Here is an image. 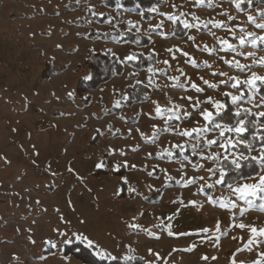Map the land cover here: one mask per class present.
I'll return each instance as SVG.
<instances>
[{"label": "rangeland", "instance_id": "1", "mask_svg": "<svg viewBox=\"0 0 264 264\" xmlns=\"http://www.w3.org/2000/svg\"><path fill=\"white\" fill-rule=\"evenodd\" d=\"M253 1L161 0L145 17L138 6L121 13L120 0H0V264H92L65 253L74 243L106 261L264 264V192L235 191L258 185L264 165L231 187L218 182L224 156L242 153L219 146L237 137H220L232 126L209 103L243 93L235 104L228 95L235 110L264 112V83H244L264 76V41L252 43L264 36V0ZM178 22L188 25L182 37ZM114 29L151 42L89 34ZM90 51L115 54L124 70L82 97ZM150 53L147 68L127 59ZM136 82L152 93L129 106L125 88Z\"/></svg>", "mask_w": 264, "mask_h": 264}, {"label": "trees", "instance_id": "2", "mask_svg": "<svg viewBox=\"0 0 264 264\" xmlns=\"http://www.w3.org/2000/svg\"><path fill=\"white\" fill-rule=\"evenodd\" d=\"M106 2L110 6H117V0H106ZM161 0H120V7L118 10L123 13L126 8H134L139 7L142 10V15L145 17H150L151 12L148 8L151 6L160 3ZM259 1H253V5H257ZM152 30V29H151ZM176 34L180 37L187 34V28H185L181 23H177V27L175 30ZM90 35H98L102 38H110L111 36L119 37V40L122 42H132L138 46H147L151 42V38L142 33V32H132L125 31L121 32L118 29H114L113 31L107 32H96L91 30ZM156 60V54L150 53L148 55L138 54L136 59L131 60L130 64L137 69L147 68L151 63ZM85 68L88 71V75L86 77H81L78 81L76 92L80 96H84L85 92L90 89H97L101 84L109 81L114 73L121 74L124 70L123 64L119 61V58L115 54H111L110 52H88L85 59ZM51 69V64H46V75L49 73ZM152 93L151 88L143 83L136 82L132 86H128L125 88V103L129 106H132L136 102H143L150 98ZM259 93L264 97V85L260 86ZM85 100H88L87 98ZM222 103L225 105V108L222 114L219 116V119L230 126H235L236 118L234 116L235 108L232 104L230 97L225 95ZM253 113V112H252ZM257 123L264 124V117H260L258 115H249L246 118V127L248 128V132L243 134V138L246 143H250L252 145L251 150L257 149L259 147L264 146V141H261L260 137L264 136V134L258 136L256 134L257 131ZM261 132L264 133V129H261ZM253 136L256 138L253 139ZM235 150L242 153L245 156L252 157L250 155L251 150L246 149L243 145L237 147ZM241 169L236 170L234 165L230 164V160L223 161V169L226 173L223 179L224 185H232L238 182L241 179L252 178L259 174L260 165L257 160H241ZM158 193L161 190L157 191ZM156 196V195H153ZM65 253H72L78 258H83L86 260H90L92 264H143L144 261L140 257H135L133 261H122L120 259H114L111 261H106L104 259L97 258L90 249L85 247L80 243H74L66 245Z\"/></svg>", "mask_w": 264, "mask_h": 264}, {"label": "snow or ice", "instance_id": "3", "mask_svg": "<svg viewBox=\"0 0 264 264\" xmlns=\"http://www.w3.org/2000/svg\"><path fill=\"white\" fill-rule=\"evenodd\" d=\"M249 21L255 22V18L252 16L248 17ZM185 27H188L187 24H185ZM256 27L259 29H264V23H257ZM249 36H254L253 33H248ZM260 40V41H264V36H260L257 38H254L252 43L255 44L256 41ZM224 43H227L226 41ZM240 43L244 44L245 40L243 39V37L240 39ZM229 47H231V45H229ZM127 59L129 60H134L136 59V57L133 56H129L127 57ZM262 64H264V58L261 59L260 61ZM241 68L244 67H248V66H243V65H238ZM231 79H235V78H231ZM257 81H260L261 83H264V76H260L257 73H252V76L244 81L245 84H247L250 89H255L257 87ZM205 83H208L207 81H205ZM241 82L239 80H236V83H234L232 85V87H237V85H239ZM195 87V85H193ZM213 87H215V85H212ZM197 91H202V89L197 88ZM226 95H230L231 96V100L232 102L235 104L237 101L241 100L243 98V93H241L240 96L237 95H231L230 93H226ZM209 103H212L216 112L219 113L221 110H223L225 108V105L223 103H221L220 101H213L211 100V98L209 99ZM160 109L157 108V112H159ZM204 119L206 121H211L212 117H213V113L211 111H207L205 110L202 113ZM249 115H258L260 117H264V112H260V113H252L251 109L248 108H240L239 106L237 107V109L234 112V116L236 118V124L235 126L232 127H223L221 128L220 125H217L218 128H221L220 131V137L221 138H225V133H235L236 134V140H233L231 137L225 138V142L220 143L219 146L223 149H225L226 151H228L229 149H236L237 147L243 145L244 148L251 150L252 145L250 143H246L245 139L243 138V134L248 132V128L246 127V118ZM196 131V129H193V132ZM183 135H187L190 136L192 135L191 132L185 131L183 133ZM256 137L253 136V139H255ZM261 141H264V136L260 137ZM209 144H215L217 143V141L215 140H210L208 141ZM219 154H216L213 159L218 158ZM233 156H235L236 158H233L230 161L231 165H234L236 170L241 169V160H248V159H252V160H259L261 162L262 165H264V151H262L261 155L259 157H248V156H244L243 154H241L240 156H236L235 153H233ZM225 160H228V156L225 155L224 156ZM101 167L103 165H100ZM226 175L225 171L223 168H221L220 170V180L218 182H223L224 176ZM229 187H231V185H229ZM235 191L237 193L241 194V197L243 198L244 196H255L257 195L258 192H264V176H262L260 178L259 184H243L241 187H238L235 189ZM239 227L244 228L245 225L241 224L239 225ZM251 231L253 233L257 232L256 228H252ZM261 235H264V229L259 230ZM34 242V241H33ZM89 246H92V241H88ZM97 255H101L103 257V253H97Z\"/></svg>", "mask_w": 264, "mask_h": 264}]
</instances>
